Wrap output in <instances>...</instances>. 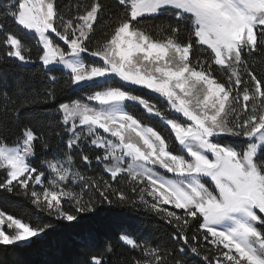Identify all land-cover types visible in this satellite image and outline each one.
<instances>
[{
  "label": "snow or ice",
  "instance_id": "snow-or-ice-1",
  "mask_svg": "<svg viewBox=\"0 0 264 264\" xmlns=\"http://www.w3.org/2000/svg\"><path fill=\"white\" fill-rule=\"evenodd\" d=\"M118 4L122 17L102 41L94 40V25L103 10L100 0L77 3L75 14L67 17L56 0L5 4L3 16L33 33L42 45L39 60L47 72L62 73L64 87L84 95L58 105L67 151L46 159L44 169L32 166L41 137L31 128L11 145L0 138V170L6 172L0 189L12 192L16 182L37 210L67 225L78 223L80 214L96 211L97 193L101 204L111 205L113 196L120 203L129 202L102 176L83 173L75 160L78 154L89 169L94 160L111 180L124 179L132 192H138L140 204L163 213L176 229L173 238L181 259L122 235L124 244L141 254L132 264H186L183 256L188 253L201 257L204 264H264V160L258 159V151L264 152V80L249 69L245 58L264 51V0H118ZM162 12L177 21L159 27L162 39L138 27L140 18ZM180 23L189 26L186 42L179 39ZM4 43L8 57L32 62L19 37L6 33ZM197 46L210 50V61L193 62L190 57ZM213 64L226 70L227 84L212 75ZM50 79L59 83L56 75ZM139 89L158 94L167 107L161 109L136 94ZM49 100H56L55 88L45 97V102ZM136 107L159 118L179 147L129 111ZM229 137L235 139L229 143ZM86 146L94 155L85 152ZM209 180L212 187L206 186ZM5 224L10 233L2 227ZM193 225L196 231L189 236ZM50 228L51 224L31 225L0 211L2 246L30 245ZM201 242L212 248L202 253ZM106 251L111 253V247ZM89 264L105 260L93 256Z\"/></svg>",
  "mask_w": 264,
  "mask_h": 264
},
{
  "label": "trees",
  "instance_id": "trees-1",
  "mask_svg": "<svg viewBox=\"0 0 264 264\" xmlns=\"http://www.w3.org/2000/svg\"><path fill=\"white\" fill-rule=\"evenodd\" d=\"M8 0H0V23H3L4 29L0 31V138L9 145L15 143L21 138L25 128H31L41 140L36 143V154L32 163L33 167L44 169V161L50 159L53 154L67 151V135L60 124L59 112L57 111L60 103L81 98L84 94H73L70 88L64 87L62 73H48L47 69L41 64L39 56L42 55V49L34 36H27L15 24L11 17H4V6ZM89 0H56L58 10L66 17L75 14L77 3H88ZM103 10L100 19L94 25L96 29L94 40H105L110 37L116 21L122 17L123 8L115 0H100ZM177 24L173 15L167 13L157 18L142 19L138 25L153 37L162 39L164 33L159 31L160 26ZM181 33L180 41H187V31L189 26L180 23ZM6 33H12L19 37L30 50L25 55L32 61L23 63L14 57H8L5 45ZM195 63L199 60H211L208 49L195 47L190 57ZM248 61L249 69L258 79L264 80V51H258L251 56L245 57ZM207 67V65H205ZM51 75H56L59 83H54ZM212 75L220 82L227 84L226 70L212 65ZM244 79H248L243 74ZM55 88L56 100L45 102L49 90ZM5 93L7 98H5ZM136 94L145 95L146 98L156 103L158 107L164 109L166 103L159 97L147 94L145 91L138 90ZM130 112L143 123L153 127L166 137L170 138V144L178 148L174 135L170 129L165 131L167 126L162 125L159 119L149 117L140 107L130 108ZM231 143L234 138H226ZM44 145H47L45 147ZM85 152L94 155L86 146ZM75 155L76 163L81 171L88 176L99 179L101 176L108 181L114 188L123 191L130 199L127 204L120 203L113 196L111 205L99 203L98 193L97 209L94 213L80 214L79 222H73L67 225V222L57 221L49 216L47 212L36 209L25 197L23 190L13 183V191L8 192L0 189V211L11 215L14 218H20L23 222L36 224H51L46 235L36 239L35 243L30 245L22 244L20 246H2L0 245V264H89L91 257L103 256L105 264H132L134 259H140L141 254L124 244L120 239L122 235H127L137 242L143 244L147 241L152 246H159L161 250H167L175 259H181L179 245L173 238L176 229L173 225L167 223L163 213H156L148 206L139 202L138 192L131 191L130 186L122 178L116 181L111 180L110 176L96 167L93 160V166L89 169L80 161L79 155ZM258 159L264 160V152H260ZM47 175V171H46ZM6 172L0 170V182H3ZM79 191V187H76ZM88 196H85L87 199ZM151 201L150 197H146ZM135 200V203L132 201ZM66 208L70 205L65 204ZM170 211H177L168 206H163ZM196 231V226L189 230V236ZM10 233V232H8ZM201 236L203 233H199ZM111 247V253L106 249ZM211 245L201 242L200 251L208 252ZM217 250L212 249V253ZM187 252V249H186ZM186 264H204L199 256L188 253L183 256Z\"/></svg>",
  "mask_w": 264,
  "mask_h": 264
},
{
  "label": "rangeland",
  "instance_id": "rangeland-1",
  "mask_svg": "<svg viewBox=\"0 0 264 264\" xmlns=\"http://www.w3.org/2000/svg\"><path fill=\"white\" fill-rule=\"evenodd\" d=\"M115 1H117L118 2V0H115ZM168 12H162L161 14H156V15H154V16H146V17H142V18H140L141 20L142 19H147V18H157V17H159V16H163V15H165V14H167ZM18 27L23 31V33L25 34V35H27V36H34V34L33 33H31V32H28L27 30H25V29H23L22 28V26H19L18 25ZM51 35V37L54 39V41L55 42H57V43H59L61 46H64L63 45V42L62 41H59V39H58V37H55V35L54 34H50ZM35 37V36H34ZM40 47H41V49H42V45H39ZM64 47H66V46H64ZM198 47H200V48H205L206 49V46H198ZM210 51V50H209ZM88 60H93V59H97L98 60V58H91V57H88L87 58ZM102 63V62H101ZM42 64V63H41ZM217 66V65H216ZM219 67V66H218ZM220 68V67H219ZM218 81V80H217ZM222 81L223 80H221L220 82L222 83ZM219 82V81H218ZM139 90H142V91H145L147 94H149V95H153V96H155V97H158V94H154V93H149L148 92V90H146V89H139ZM162 100H163V98H161ZM164 101V100H163ZM165 103H166V105H167V102L166 101H164ZM177 115H179V114H177ZM156 118V117H155ZM156 119H159V118H156ZM161 123V122H160ZM166 126V125H165ZM235 139V138H234ZM179 147V146H178ZM259 154H260V151H258V156H259ZM161 171H163V170H161ZM168 175H171V174H168ZM206 186H209V187H212V184H211V181L209 180L208 181V184L206 185ZM166 206H168V207H171V206H169V205H166ZM2 227H4V229L6 230V232H11L12 230L11 229H7V226H6V224L4 225V226H2ZM34 240H36V239H39V238H33Z\"/></svg>",
  "mask_w": 264,
  "mask_h": 264
}]
</instances>
